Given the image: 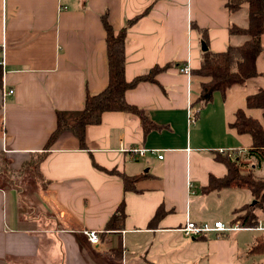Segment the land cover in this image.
<instances>
[{
	"label": "crops",
	"instance_id": "0c3cea01",
	"mask_svg": "<svg viewBox=\"0 0 264 264\" xmlns=\"http://www.w3.org/2000/svg\"><path fill=\"white\" fill-rule=\"evenodd\" d=\"M103 16L115 32L125 29L127 81L160 68L125 92L145 124L133 113L106 111L85 127L82 143L70 130L51 140L58 113L71 122L85 94L107 86ZM248 24V6L231 12L227 0H0V152L16 180L0 186V264H264V253L250 252L264 232L189 238L180 231L187 219L230 223L235 210L256 201L252 211L264 223V198L248 188L208 187L233 161L264 179L253 136L233 125L243 110L264 127V109L247 104L264 89V51L258 76L216 92L207 105L198 101L210 81L196 74L205 52L201 30L208 49L222 52L247 39L231 26ZM183 65L191 78L179 72ZM7 89L13 93L3 95ZM190 107L199 109L195 123ZM122 148L159 152L139 156ZM29 164L44 183L30 194L49 216L34 196L28 204L17 184ZM123 176L138 177L134 189L124 188ZM120 203L122 229H106ZM87 230L98 232V244Z\"/></svg>",
	"mask_w": 264,
	"mask_h": 264
},
{
	"label": "trees",
	"instance_id": "16d2710c",
	"mask_svg": "<svg viewBox=\"0 0 264 264\" xmlns=\"http://www.w3.org/2000/svg\"><path fill=\"white\" fill-rule=\"evenodd\" d=\"M244 4L248 6L249 24L247 27L232 25L230 32L246 36V41L238 46L230 45L226 51L213 52L207 49L203 53L201 67L196 71V74L200 76L210 77V81L202 83V91L198 101L203 105L212 102L216 92H221L225 95L232 86L243 85L248 79L259 75L256 68V60L264 51V43L262 41L264 35V0H240L238 4H232L227 0V7L231 12L239 10ZM102 23L106 32L107 86L96 94L87 92L81 112L71 122H68L63 114L58 113L57 128L52 133L51 140L60 131L70 130L82 143L85 127L90 124H98L101 120V115L106 111L133 113L139 116L143 124H145L146 117L144 111L127 103L125 92L138 81L152 80V73L160 68L156 67L149 74L138 76L132 81H127L124 77L125 29L121 28L118 32H115L105 16L102 17ZM201 31L203 32L206 44H208L206 31ZM247 104L249 107L264 109V89L248 96ZM233 125L240 133H250L254 139V147L251 152L264 156V127L261 123L257 119L246 116L243 110H238L236 112V121ZM228 157L230 158V156ZM4 163H6L10 175L1 180L2 184L0 186H11L16 181L13 177L14 171L9 166L4 153L0 152V170H4ZM246 167V163L233 161L230 165L229 173L223 178L212 177L208 187L248 188L254 193L256 200L264 198V179L256 178L252 172H247ZM19 174L15 173V176ZM137 179L138 177L123 176L124 188L134 189V182ZM257 205L256 201L254 206L248 205L241 210H235L234 218L230 224L239 223L242 227L257 226L259 222L257 216L252 211ZM161 214L162 211L159 208L151 219L150 224L154 223ZM124 218V205L120 203L114 214L107 221L106 229H122ZM250 252L264 253V239L262 237L251 248Z\"/></svg>",
	"mask_w": 264,
	"mask_h": 264
},
{
	"label": "built area",
	"instance_id": "2783aa9c",
	"mask_svg": "<svg viewBox=\"0 0 264 264\" xmlns=\"http://www.w3.org/2000/svg\"><path fill=\"white\" fill-rule=\"evenodd\" d=\"M178 70L179 72L187 75V77L191 78V70L189 66L183 65L179 67ZM12 93H13L12 89H7L3 93V95H7V94L9 95ZM198 112H199V109H195L193 107L189 108V111H187V117H189L190 123H195ZM121 150L133 152L139 156H143L146 152H150V153L159 152L158 149H144V148H122ZM157 157L161 159L162 155L159 153ZM240 229H252V230L264 232V223H259L257 226H254V227H242L239 224H230L224 221H215L214 223H208V222L197 223L191 219H187V221L180 228V231L185 237L194 238V237L203 236V235L213 233V232H216V233L230 232V231H235V230H240ZM84 233L87 236L88 241L91 244L99 243L100 237L97 231L87 230Z\"/></svg>",
	"mask_w": 264,
	"mask_h": 264
},
{
	"label": "rangeland",
	"instance_id": "374dc122",
	"mask_svg": "<svg viewBox=\"0 0 264 264\" xmlns=\"http://www.w3.org/2000/svg\"><path fill=\"white\" fill-rule=\"evenodd\" d=\"M228 2H231L232 4H238L240 2V0H228ZM237 11H234V12H237ZM3 166H4V170H0V184H2L1 180L5 179V177L10 175V173H9V171L7 169L8 167L6 166V163H4ZM23 172H24V174H23L21 180H19V182L17 184H19L21 186L20 190L23 191V195L22 196H24L23 197L24 200H26L28 202V204H29L30 202H33L32 200H30L31 199L30 196H34V203H35L34 206H37L36 208L39 209V211L41 209L42 210L41 213H43L44 215L47 214L49 216L50 212H49L48 208L47 209H45V208L43 209V208H41V206H39L42 203H40L38 201V199H39L38 196L34 195V194H32V195L30 194L32 191H34L35 189H37L39 187L43 188V184L44 183L42 182L41 177L37 173V170L35 169V167L33 165L29 164V165H27V166H25L23 168ZM12 185H14V184H12ZM19 185H17V186H19ZM4 186H9V185H4ZM23 207L28 211V209L26 208L25 205H23ZM36 213H37V210H36ZM251 234H253V233H250L248 235V237H250ZM254 234H257V233H254Z\"/></svg>",
	"mask_w": 264,
	"mask_h": 264
},
{
	"label": "water",
	"instance_id": "95a60500",
	"mask_svg": "<svg viewBox=\"0 0 264 264\" xmlns=\"http://www.w3.org/2000/svg\"><path fill=\"white\" fill-rule=\"evenodd\" d=\"M202 48L204 51H206L208 49L206 42H202Z\"/></svg>",
	"mask_w": 264,
	"mask_h": 264
}]
</instances>
